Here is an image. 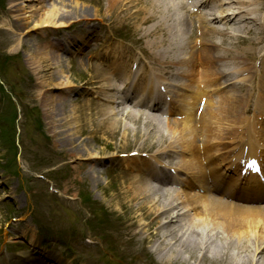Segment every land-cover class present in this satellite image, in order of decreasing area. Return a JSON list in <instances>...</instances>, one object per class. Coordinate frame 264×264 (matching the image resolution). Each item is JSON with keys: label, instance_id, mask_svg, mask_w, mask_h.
<instances>
[{"label": "bare ground", "instance_id": "6f19581e", "mask_svg": "<svg viewBox=\"0 0 264 264\" xmlns=\"http://www.w3.org/2000/svg\"><path fill=\"white\" fill-rule=\"evenodd\" d=\"M40 3L39 7H31L29 9V12L35 13V15H32V22L33 28H48L51 30L52 28H62L64 26H69V25H62L61 23L64 22L63 19L67 17V15H79V13H85L87 11L84 8V5L80 4L78 0H72V2H67L66 0H54L55 2H51L49 6H45V3H48L44 0H37ZM85 1H90L91 3L98 2L99 0H85ZM122 1V0H108V5L107 9L108 10V15L109 18L115 23L117 22L119 25H123L125 23L127 17L129 15V12H126L125 16L118 15L116 12V2ZM171 1V0H167ZM260 2H263L264 0H259ZM42 3H44L42 5ZM130 3L129 0H125V4ZM132 3V2H131ZM139 3V0H133V4ZM124 4V2H123ZM179 4V3H178ZM228 5H234L231 2L227 3ZM225 4V6H227ZM247 6L246 4L243 6ZM262 9L261 6L256 5V7L244 10L243 8H238L237 13H242L239 17V22L243 25L242 26V32L244 35H247L246 39H238V48L237 50H234V54L232 55L231 50L225 51L226 57L224 56L225 53L222 54L220 52H213L214 58H210L208 56H204L203 58L200 56L205 53H210L214 48H217L216 45L214 44H209L208 42H205L203 44L204 48L197 54H193L191 51H186L185 46L187 44L188 40H184L181 49H183L186 53V56L182 58V60H177L179 62H175L174 64L171 63L168 60H165V56L167 53H171L172 49H167L165 47L167 43L166 37L168 36V30L164 28L166 25H170L171 22L173 25H178L175 23L171 17H169V12L166 10H159V7L157 4L151 3V6L148 9L140 8L137 11H141V14L143 15V18H138L137 21L133 22V29L137 33V35L140 37L139 40H143V44H139L138 49L140 51V56H143L144 59H146L147 62L143 64V69L142 67L140 68L144 73L145 76L149 74L148 70L152 66H156L154 69L157 70L158 72V78L162 79L165 78L164 75L166 73L161 74V71L168 72L169 69L172 68V65L180 66L184 65L186 66V70L183 69V67H180L179 70L181 71L180 78H187L189 81H197L198 79H205V77H208L206 74L208 71H213L215 69H219L220 66H225L227 63L231 62H237V57L241 58H247L250 57L248 55L249 48L253 47L252 41L250 36L253 35L254 30L249 28V24L253 23L255 26L259 24V26L263 27L264 24L258 23L259 18L258 14L260 10ZM136 11V12H137ZM175 11H178V8H175ZM231 11V10H230ZM23 15H25V11H22ZM168 17H167V15ZM216 13L221 15V11ZM232 13V11H231ZM158 14V20H155L156 23L149 24L151 21H153V18L156 17ZM249 14L256 15V18H252L249 20L247 17ZM85 16V15H84ZM175 17L178 15L175 13ZM217 16V17H216ZM216 18H223L224 16H218L214 14V19ZM135 19V17H134ZM170 19V20H169ZM29 20V18L25 19ZM136 20V19H135ZM164 20V22H162ZM225 20V19H224ZM223 21V20H221ZM81 22V21H78ZM74 20V23L71 24L69 27L73 26L74 24L78 23ZM227 23V21L225 22ZM17 25L14 27L18 32H19V37L23 36L21 33H25L24 28L27 25H24L23 23L17 22ZM62 25V26H61ZM174 28V26H173ZM246 30V31H245ZM176 36L180 37L181 32L176 30ZM189 31H191V27L189 24L186 22L183 25L182 28V33L187 34ZM211 32V30H210ZM193 33V31H192ZM48 34V33H46ZM211 34V33H210ZM83 36V35H80ZM18 37V38H19ZM21 38V37H20ZM19 38V39H20ZM226 39L223 40L222 44L224 45L226 43ZM246 41V43L244 42ZM20 45V43H19ZM190 45H187V48H189ZM194 47V46H193ZM192 47V48H193ZM127 53L124 55L126 57L131 56V60L136 62V66H140V61L137 59L135 60L134 54L131 51V49L126 50ZM180 52V51H177ZM97 55L99 57H104L106 58H111V59H120V66L121 69L119 70V74L122 76V69L124 68L123 66V61L126 62L123 56H115L114 53L110 54V52H103L102 49H97ZM251 54V53H250ZM57 59L59 61V58L56 57V54L52 53L50 49H47V47H43L41 50L35 51L34 53L31 54V57L29 58V64L30 66H33V71L37 74L40 75L42 73L43 67H45V70L48 71L49 73L52 71V66L54 65L57 69L54 73V76L49 75L50 77L48 78L49 81L47 82L46 80L40 83L41 86L43 85H50L53 87L54 93L52 92L51 96H62L63 99L66 97H70V94L74 92V86L72 82V78L74 75H68L65 74V71L62 70V68L56 64H52L51 61ZM102 59V58H101ZM100 59V60H101ZM199 59V60H197ZM230 59V60H229ZM12 62L15 63V67L18 69H21L18 67V64L14 61L11 60ZM202 62L203 68L202 70L198 72H192L193 71V63L192 62ZM50 62V65H49ZM119 62L118 64L113 65V69L116 70L119 68ZM264 62V58H263ZM127 63V62H126ZM185 63V64H183ZM113 64V63H112ZM101 64L96 65V74H99ZM195 66V65H194ZM201 72V73H200ZM230 76V75H229ZM198 78V79H197ZM264 78V76H263ZM103 81L98 86L100 90H109L106 94H112L110 91H114L113 86L109 88L108 85L105 83L109 82V78H102ZM197 79V80H196ZM113 81V77L111 78ZM209 86H211V80L206 78ZM158 81V79H157ZM108 86V87H107ZM182 86H178V88H181ZM220 87L214 88V90H218ZM259 92L264 93V85H261L257 87ZM198 89L193 92V94H198ZM105 95V93L103 94ZM236 95H232L230 98H226L228 103L230 105L228 106V111L224 109L222 104H226L223 102H226L222 100V98H218L217 101H213V97L210 98L209 101H206V108L203 111V116L200 119V127L201 130H203V138H205L206 141L203 143L208 145L210 144L211 147L214 145L213 143H220L221 138L220 136H232V135H237L238 133L235 131V124L238 121L243 122V118L233 116L232 113L234 110L239 106V102H244V100L240 99V97L235 98ZM192 98V97H191ZM212 99V100H211ZM263 99V98H262ZM109 103H106L105 109L103 108H98L95 113L89 114L88 117L91 118L90 121V126L92 128V133L93 135H98L99 132H103L104 134L107 133V129H117L119 128V125L123 127V132L121 137L126 138L128 133L127 125H130L131 127L135 126L136 119L140 118V116L137 115L134 111H129L125 109H121L119 113L115 112V109L113 107L114 105V100L112 98H107ZM187 105L190 103L188 102V99H185L184 101ZM55 103V101L52 98H49L48 96L45 97L44 99V107L47 109L45 111L46 114V119L50 121L51 124H55L57 119V115L54 116L51 114L52 112V104ZM182 103L180 104V106ZM195 106L192 103V108ZM222 108V109H221ZM118 110V107H117ZM224 110V111H223ZM78 112L77 110H74L72 112L73 115H76ZM100 112L101 114H98ZM220 113H222L220 115ZM228 114L233 117L230 118ZM67 115L63 117V119L66 121ZM150 118V117H147ZM124 121V122H123ZM146 122H155L159 123L157 119H148ZM166 122V121H165ZM145 122L142 124L144 125ZM184 127H180L177 123L175 124H166L168 128V133H169V138L170 142L174 143L172 141L173 139H177L176 142L182 146L181 150L184 152V155L181 156L180 154L177 157L180 158L179 164L181 167L187 169L190 166L192 167H200V173H202L203 167H201V162H200V156H199V151L197 149V156L193 155L192 151L190 150V145L192 146H197V141L199 139L198 135V128L195 129L193 125H187V121L181 122ZM180 123V124H181ZM131 130V129H129ZM134 130V129H132ZM146 131V130H145ZM147 135V133H146ZM209 135L216 136L217 139L211 140ZM263 140H264V135H263ZM257 145L255 143L250 142L249 148H250V154H253ZM143 149H148V148H143ZM84 153V156L88 160H101L103 158H99L98 154L94 152L93 148H86L81 150ZM112 158H114V155H111ZM107 159H110V157H107ZM134 161H132L130 164L138 169L139 168V159L133 157ZM127 159H125V162ZM94 163L97 165L99 162ZM130 166V165H129ZM154 165L145 166L144 169L146 168H151L153 169ZM178 168V167H177ZM142 169V168H141ZM179 170V168H178ZM192 177L198 181L196 178V173L190 172ZM90 176L92 177L93 181L97 182V175L93 172H91ZM137 176V175H136ZM153 179V176H150ZM76 179H74V182ZM126 181H128V187L124 189L123 193L120 195V199L124 197H128L131 200H139L142 205H144L146 209V214L144 215L141 213L139 206L136 209L137 216L139 218H133L129 214L126 215V220L132 221L135 220L134 223H138L139 227H147L150 226L149 223H145V219L147 215L152 214L154 218L152 221H156L157 218L163 217V223L161 225H165L164 227H161L162 230L164 231V235H160L162 238L161 241L159 238L157 239L156 237L159 236V234H155L156 237H147L143 238V242H147L148 240H156L158 241V246L161 247L159 248L160 251L164 249V251L169 249L168 254H173L175 260H180L183 262L188 261L191 259H194L193 261L198 260V256H196L195 252H199L200 255H202L205 261L208 259H214L218 261H224L228 264H242L245 263V261H239L237 260V255L241 254V252H245V250H249L252 254H262L264 253V210H259V209H254L252 211H246L245 209H239V208H234L230 207L228 205H225L226 203L223 201H218L217 199H206L201 196H197L194 194H185L182 191L178 192H173L170 190H160V189H155L149 185H144L139 180H131L129 176L126 178ZM123 185L124 182L122 183ZM114 195L111 196L112 199L116 200V205L117 209L119 211H122L123 205L119 203L118 201L119 198V193L116 194L113 193ZM111 203V201H109ZM183 211V212H182ZM243 211V212H242ZM183 216L186 220L180 221V217ZM122 228L124 229L125 226L122 225ZM148 228V227H147ZM225 231L223 234V238H218V235H220V232ZM147 233V230H145ZM211 232V233H210ZM215 233V237H213V233ZM160 243V244H159ZM158 246L155 248V250L158 248ZM258 247L261 248V251L258 250ZM163 248V249H162ZM254 249V251H251ZM154 250V251H155ZM175 253V254H174ZM167 254V252H165ZM187 255V256H186ZM136 259H140L139 254H135ZM177 257V259H176ZM256 257V256H255ZM254 257V259H255ZM250 260L253 261L252 255H250ZM188 261V262H190ZM204 261V264H205ZM234 262V263H231ZM259 263L257 264H264V261L258 260ZM252 264V263H250Z\"/></svg>", "mask_w": 264, "mask_h": 264}, {"label": "rangeland", "instance_id": "374dc122", "mask_svg": "<svg viewBox=\"0 0 264 264\" xmlns=\"http://www.w3.org/2000/svg\"><path fill=\"white\" fill-rule=\"evenodd\" d=\"M66 1L72 2V0H66ZM78 1L80 2V4L84 5V8L87 9L86 14H89L90 16L89 21L94 23V21L91 18L94 15L97 16L101 20L110 21L109 15H108L109 9H107L108 0H99L98 2H94V3H90V1L88 2H85L82 0H78ZM131 1L132 0H129L130 3H126V4H125V0L116 2V9L121 12V15H125L126 12H131V15H133L134 17L143 18L141 11H137V10L140 8L148 9L151 6V3H155L151 0H147V3H146L147 5H144V4L131 5L133 3V2L131 3ZM156 1L162 2V0H156ZM6 2H7V5H6L7 12L3 10L0 13V50H2L4 54L11 53L12 55H17L19 59L18 60L17 58H14V59L17 61L18 67L21 68V64H22L21 59L23 58V54L25 53L26 56H29L35 51H37V47L40 46L38 44L39 43L38 34L36 33L37 31H39L40 33L42 29L33 28L34 23L32 22V18H33L32 15L34 16L35 13L29 12V9H31V7H39L40 3L37 0H6ZM46 2L48 3H45V6H49L51 2H55V1L47 0ZM43 4L44 3H42V5ZM23 10L26 13L25 15H23L22 13ZM27 18H29V20L25 21V19ZM158 19L159 18L157 14L156 17L153 18V21L158 20ZM19 21L20 23L27 25L24 28L25 33H21L23 35V36H20L21 38L19 37V32L13 27V24L14 26H16L17 25L16 23ZM162 22H164V20ZM174 22L178 24V22L176 21ZM4 23L7 24V26H4ZM127 23L132 28V25L129 22ZM210 26H216V29H213L214 31L212 32L213 36H211L212 38H209L210 35L205 36L202 43L210 40L212 42L220 44L223 38V34H225V32L227 33V36L230 39H232L233 36L236 34V31H235L236 25L234 26V25L229 24L228 26H226V25L210 24ZM177 27L181 28V25L178 24ZM92 31H93L92 32L93 37L96 36L97 38H102L105 36V39L111 38L112 41H119L123 45H126V46L129 45V43H127L128 40L126 38H115L114 37L117 34V32L114 30V28L111 26L109 22H105L104 25H99V26L95 25V28ZM218 31H222V34H219ZM118 34L122 36L121 31H118ZM197 47L200 48L199 45H197ZM225 47L226 49L232 48L228 45H226ZM200 56L203 58L206 55L202 54ZM208 57L211 58V55L209 54ZM199 63H202V62H199ZM3 71L7 76H10V71L7 68H3ZM27 73L29 74L30 78L27 76H26L27 77L26 79L24 78V82L26 83V85L24 86L22 93L18 96V101L20 102V105L22 108L27 107L29 110H33V111L35 110L34 112H36V109H38L36 105L40 104V102L37 100H34L33 102H31L29 101V99H27V95H30V91L32 89L31 88L32 81H30L32 77L29 71H27ZM51 73H53V71H51ZM42 74L46 78H48V73L45 72V68L42 69ZM84 76H86V73H83V72L76 74L75 78L73 79L74 83H76L80 79L83 80ZM49 87L51 86L49 85ZM47 89H50V88H47ZM88 104H91V103L79 102L75 106L74 104H71V103L66 105V107L69 105L68 108H70L71 106H74L76 110L78 109V112L75 115V118H78V120H80L78 124L79 126L75 130V125L73 124V118H74L73 116L69 126H67L66 128L68 129V133L71 134L70 141L75 142L72 145L75 147L73 150L74 156H72L73 152L71 151L68 153H61L57 151L60 148H64L61 146V143H62V141L60 140L61 137L58 135H56L55 137H51L49 135L51 130L48 128V124L46 123L45 120L43 121L41 120L42 121L40 125L41 132L39 133L37 129L34 128L35 133L33 134L35 137V143L32 144L31 142L32 133H30L29 135L26 134L25 138L27 139L24 140L25 143H24V146L21 147V152H20V149H17L16 153L20 154V156L18 157L20 160V164L24 166L26 172L29 169L32 172V174L36 177L39 175H43L42 181H44L45 179H48L49 177H51V179L54 177V173L51 170L52 168L57 167V165H55V163L53 162L54 158L62 157L63 159H59V160L64 161L63 168L68 172H72L76 174L75 177L77 181H79L80 183V184L78 183L69 184V186L66 188V190L69 193L72 192V193L78 194L81 188L83 187L82 190L85 193H88L92 196L93 199L91 203L96 204L97 206H103L104 204L107 205L109 203L110 206L113 207V209L116 208L118 213L119 212L122 213L124 218L126 217L125 214H129L135 219L139 218L137 216L138 213H136L137 207L139 206L141 213H143L144 215L147 213L146 212L147 208L144 205H142V203L139 200L130 201L128 197H124L120 199V195L123 193L124 189L128 187L127 183L129 182L124 180L126 176H118L120 172H118L117 174L116 169L113 167L111 163L113 160H119V158L116 159V157H119L120 155H122V153H127L133 150H139V149L142 150V148H145V147H152L151 149H154V148L156 149L157 146L165 144L170 137L168 136V128L166 125H160L155 122H151V123L146 122L148 119H145V117H142V118L136 119L134 127H131L130 125L126 123L127 129H128L127 134H129L127 135L126 138L121 137L122 132H123V127L120 125H119V128L117 129L109 130L108 128L107 133L104 134L102 132L96 135V137H94V135L91 136V131H92V128L90 126L91 118L88 117V114L95 113L97 109L95 107L87 106ZM56 107L59 109H65V107L61 105L60 101L56 102ZM26 114H27L26 112H23L21 114V119L18 120L20 131L24 127L28 128L29 126H33L35 120H36L35 124H37V126L39 127L38 120L36 118L38 115L33 113L34 115L31 118L29 116H26ZM98 114H101V113L99 112ZM9 118H12V116H10ZM143 122H145L144 125L142 124ZM6 136H9V134L7 133ZM64 137L65 136H62L63 139ZM46 141H48L49 143H52L51 148L45 147ZM19 142H20V137H19ZM0 143H1L0 147L1 149H3L2 151H0V176H2L3 173L8 175L7 172L14 173L16 170V165L13 164V162H11V160L13 159L12 158L13 152L10 153V150L13 151V146H12L13 143L11 142L4 143L2 142V140ZM91 147L93 148L94 152L98 154L100 159L105 157L101 159L102 168L101 170H99L100 174L97 175L96 177L97 182H98L97 184L96 182L93 181L92 177L90 176V173L84 171V168H85L84 165H86V162L88 161V159L86 158V156H84V153L81 150L82 149L84 150L86 148L89 149ZM111 155H114L116 157L111 158V160L107 159V157H111ZM65 170L58 169L57 173L61 174V176L64 177V175L66 174ZM6 177L11 179L13 182L16 181V178H12L10 176H6ZM71 179L72 178H69V180ZM25 180L27 181V185L30 186V189L26 190L25 192L26 196L30 195L31 200L35 202H39L40 201L39 190L41 189V193H43V186L46 185L45 182H42L41 179L39 178L29 179L26 177ZM122 180L124 181L125 185L121 184ZM115 192L116 194L119 193L118 199L120 200L118 202L123 205L122 211H119L117 209V205L115 203L116 200L111 198V196H113L114 195L113 193ZM109 201H111V203ZM47 205L49 206V208L52 207L54 209V213L56 211L58 213L60 212V210L63 211L64 209V205L62 201L54 203L49 200V202H47ZM83 207L88 208L86 204H84ZM49 208H46V211H48ZM110 210H108V213L106 216L111 221L112 225L122 224V218H120V214H118V217L117 215L113 217L109 214ZM151 218H153L152 214L147 215L145 219V223H148L149 219ZM183 220L184 218L180 217V221H183ZM161 221L162 220H159L157 222V226L160 224L159 222ZM87 226H88L87 229L84 228V226H82V228H75L73 226V230L74 232L78 234H82V233L92 234L94 232L93 229H91L90 225H87ZM126 233H127L126 228L120 229V235L126 236ZM158 233H159V240H161L162 238L160 237V234L164 235L165 233L161 229L157 230V234ZM224 233L225 231L220 232V235H218V238H223ZM61 234H67V227H65V224H62V225H59V223L57 225L54 224L53 237L54 238L60 237ZM215 236H216L215 233H213V237ZM260 249L261 248L259 247L258 250ZM195 253H196V256L198 257L200 256V253L198 251ZM250 255H252L253 258L256 256L255 259L256 258L258 259L260 257L258 255L252 254L247 249L245 250V252H241V254H239V256L237 257V260L241 262L245 261L246 259L250 258ZM262 259L264 261V253H263ZM153 260L157 264L160 263L155 257L153 258ZM206 261L209 262L208 264H228L226 262H219L218 260H216V258L208 259ZM192 262L194 261L191 260L189 263L192 264ZM242 264H250V263L247 262L246 260L245 263H242Z\"/></svg>", "mask_w": 264, "mask_h": 264}]
</instances>
